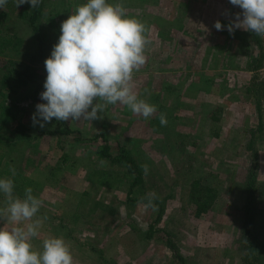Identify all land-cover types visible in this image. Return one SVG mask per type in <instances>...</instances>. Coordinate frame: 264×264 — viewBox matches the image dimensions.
I'll use <instances>...</instances> for the list:
<instances>
[{
    "label": "rangeland",
    "instance_id": "1",
    "mask_svg": "<svg viewBox=\"0 0 264 264\" xmlns=\"http://www.w3.org/2000/svg\"><path fill=\"white\" fill-rule=\"evenodd\" d=\"M48 1L63 21L87 2ZM107 2L122 3L129 17L149 29L147 62L133 77L140 98L158 111L145 120L117 103L104 110L103 119H53L40 128L31 117L46 101L32 96L33 85L6 97L28 137L3 131L2 163L32 179L33 195L43 202L33 218L42 220L33 249L42 251L45 239L62 237L73 264H177L175 249L187 264H244L242 209L250 173L256 174L258 213L252 233L264 239V38L243 28L230 34L214 27L242 12L229 0ZM23 5L7 0L0 8L19 40L0 55V76L5 67L27 63L35 46L34 33L17 16ZM160 113L166 114V126L160 125ZM104 145L113 153L119 147L130 152L143 174L131 195L156 193V211L146 210L144 201L127 202L126 169L99 155ZM195 184L217 194L199 216L191 197ZM4 200L0 193V207ZM14 226L0 221V228Z\"/></svg>",
    "mask_w": 264,
    "mask_h": 264
},
{
    "label": "clouds",
    "instance_id": "2",
    "mask_svg": "<svg viewBox=\"0 0 264 264\" xmlns=\"http://www.w3.org/2000/svg\"><path fill=\"white\" fill-rule=\"evenodd\" d=\"M40 2L15 0L16 7L30 3L36 8ZM229 2L242 12L228 25L217 21L214 27L217 30L226 27L230 34L243 28L264 38V0ZM6 3L7 0H0V8ZM148 32L145 22L129 17L122 3L87 0L78 5L74 14L62 22L59 41L44 62L47 76L40 98L46 102L35 106L33 126L44 128L53 119L59 122L103 119L104 110L117 103L145 120L152 118L158 108L140 98L133 77L147 62L146 48L151 44ZM158 119L161 126L167 125L165 113H160ZM142 168L147 175L148 165ZM10 171L16 174L14 167ZM14 188L12 179L0 178V193L5 198L4 206L0 207V221L15 225L0 228V264H73L70 247L62 237L45 239L42 251L33 249L31 241L42 226L41 219L33 218L43 202L33 195L31 187L25 189L23 198L14 194ZM158 199L156 193L150 192L141 201H146V210L156 211L154 201ZM28 221L31 223H25Z\"/></svg>",
    "mask_w": 264,
    "mask_h": 264
},
{
    "label": "trees",
    "instance_id": "3",
    "mask_svg": "<svg viewBox=\"0 0 264 264\" xmlns=\"http://www.w3.org/2000/svg\"><path fill=\"white\" fill-rule=\"evenodd\" d=\"M18 18L25 21L30 30L34 33L35 46L33 52L29 56L27 63L19 67H5L6 71L0 76V135L6 136L3 131L13 129L19 131L16 137L24 139L28 137L25 130L21 127L18 110L12 105L5 104L8 95L15 94L20 87L33 85V95H39L43 92L44 83L47 72L43 70L45 60L50 57L53 46L58 43L61 35V24L63 20L57 11L56 5L48 0H41L36 8H32L30 3H25L17 11ZM59 17L58 19H55ZM7 20V21H6ZM47 25L48 29L42 26ZM18 36L15 28L8 22L7 12L0 9V55L6 54L7 50L12 49L18 44ZM9 138V137H7ZM1 151V148H0ZM101 157L118 161L123 164L126 169V177L129 182V188L126 194V200L129 204L141 201L142 195L133 197L132 191L143 182V174L140 165L132 157L125 147H119L116 152L110 150L109 145H104L99 149ZM3 153L0 152V178L8 177L14 181V190L20 195H24V191L28 187H32L34 181L28 178L19 170L13 175L9 166L2 163ZM256 174L250 173L245 188V200L243 204L244 222H243V238L245 243L244 264H264L262 255L264 254V239L259 236H253L252 224L257 216L256 212ZM216 190L206 185L201 186L195 184L192 189V202L196 205L195 215L199 216L205 213L212 205L216 198ZM146 203V201H144ZM156 202V201H155ZM162 210L159 209L156 220H159ZM151 232H149L150 234ZM174 246V244L172 245ZM176 248V247H175ZM174 259L177 264H187L186 259L175 249Z\"/></svg>",
    "mask_w": 264,
    "mask_h": 264
}]
</instances>
